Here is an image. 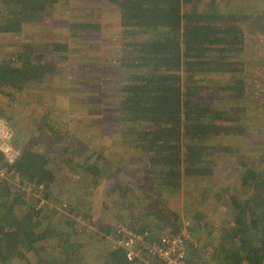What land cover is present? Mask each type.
Returning <instances> with one entry per match:
<instances>
[{
	"label": "trees",
	"instance_id": "trees-1",
	"mask_svg": "<svg viewBox=\"0 0 264 264\" xmlns=\"http://www.w3.org/2000/svg\"><path fill=\"white\" fill-rule=\"evenodd\" d=\"M59 1L62 0H0L4 9L0 10V34H18L25 24L43 21L47 7L66 10L68 6H49ZM107 1L120 12V122L124 133L138 140L136 143L144 150L146 174L155 175L151 179L154 188L146 192L140 189L141 193L150 196L157 188L179 189L185 176L210 175L209 165L222 148L208 142L218 136L245 133V127L237 124L247 108L230 116V111L214 104L224 94L233 100L244 98V80L234 77L243 72L240 54L248 37L243 28L244 21L253 18L251 8L226 14L220 12L216 0H208L204 8L197 3L183 7L184 0ZM249 6L261 5L255 1ZM86 15L72 21L71 27L82 26L95 33L97 27L79 22L89 18ZM15 45L18 50L0 60V94L9 97L27 82L40 83L53 73L52 62L45 58L39 42L26 40ZM53 50L65 52L67 44L54 43ZM226 73L232 77L223 78L222 85L217 76ZM215 87L218 93L211 97ZM8 88L10 91L5 92ZM225 101L236 106L235 102ZM44 120L47 124V118ZM40 131L48 132L44 127ZM19 152L12 164L0 154V169L5 173L0 176V264H81L68 237L76 232L74 216L79 211L72 209L68 216L63 215L62 224L56 228L50 219L52 214L46 210L48 205L38 209L36 201L25 198V190H15L16 185L29 182L43 184L48 198L55 181L52 159L27 146ZM241 163L240 190L244 195L231 198L230 227L221 228L218 245L212 250L213 257H222L221 264H260L264 259V155L257 167L247 159ZM87 170L97 176L104 169L89 166ZM14 175L19 177L16 185L11 180ZM155 212L151 220L162 213L163 223L176 217L173 210L161 204ZM148 217L151 215L146 213L137 219V229L156 234L154 222ZM63 226L71 230H62ZM106 227L111 226L106 224L101 229ZM179 228L173 226L170 231L177 232ZM201 257L193 249L190 260ZM106 259L108 264H129L120 249L110 250Z\"/></svg>",
	"mask_w": 264,
	"mask_h": 264
},
{
	"label": "rangeland",
	"instance_id": "rangeland-1",
	"mask_svg": "<svg viewBox=\"0 0 264 264\" xmlns=\"http://www.w3.org/2000/svg\"><path fill=\"white\" fill-rule=\"evenodd\" d=\"M216 1L220 12L226 14H236L242 10H237L238 6H247L238 5L239 0ZM207 2L208 0H184L183 7H191L197 3L204 8ZM49 6H77L84 12L77 11L68 16L61 8L54 11L55 8L47 7L45 21L42 23H27L18 34H0V60L7 59L11 52L17 51L18 46L15 44L21 41L39 42L43 52L47 51V54L51 55L54 43L68 44L67 40H70V49L55 52L51 56V59H54L51 64L55 65L56 77L52 73L41 81L55 84L57 89L49 93L48 84L39 85L42 86L40 91L30 83L24 84L21 90L12 91V97L0 94V116L4 117L12 128L14 146L20 149L27 146L35 151L45 152L52 159L51 167L55 181L49 188L48 198L44 185L43 190L47 200L44 206L48 205L46 210L52 214L50 219L53 226L58 228L62 224L63 215L68 216L72 209L79 211L77 216H74L76 223L73 230L76 232L73 231V235L71 232L68 236L69 242L74 245V252L79 256L81 264H108V253L116 249L114 235L111 234L114 225L133 224L134 226L130 227L137 228V219L147 213L151 215L148 220H151L161 204L167 210H173L176 217L163 223L162 218L165 215L158 214L157 219L151 220V223L154 222L155 233L170 231L173 226L179 228L181 222L187 220L188 230L195 240L193 246L188 244V259L192 258L195 249L197 254L202 255L201 259L197 260L198 263L221 264L219 262L222 257H213L212 250L218 245L221 228L230 227L231 198L244 195L240 190V176L243 170L241 162L247 159L257 163V167L258 161L262 160L264 155V47L259 48L261 44L264 45V23L256 19V14L244 21L246 23L243 30L248 37L247 44L240 54L244 62L243 72L234 77L244 80V98L233 100L224 94L214 104L227 112L230 111V116H234L238 109L247 108L248 111L244 109L241 112L244 118L241 120L237 115L241 121L239 124L235 123L244 126L245 133L218 136V139L208 142L222 148L213 162L205 165L212 168L210 175L185 176L179 189L157 188L150 196H146L148 194L141 193L140 189L151 191L154 188L151 179L155 175L146 174L148 171L144 167V150L136 143L138 140L124 133V126L120 122V16L116 22L114 9L108 8L110 23L106 24L105 28H113L109 31L114 32L113 38L109 37L112 43H106L107 40L104 45L98 46L88 43L90 47H106V51L95 55L96 58L92 61L76 58V48L73 47L71 36L73 32L83 33L87 30L84 27H71V23L77 22L80 14L82 16L90 6L102 9L101 6L116 5L107 0H62ZM0 10L4 12L1 5ZM116 27L119 29L115 30ZM250 28L255 29L253 32H257L256 37L261 38L259 41H254ZM217 77H220L219 82L224 85L223 78L230 79L232 76L226 73ZM89 80H92L90 90L83 91L82 87ZM9 91V88L5 89V92ZM217 93L215 87L211 97H215ZM225 98L235 102L236 106L223 103L226 102ZM46 118L47 124L44 123ZM40 127H44L48 132L40 131ZM89 166L104 170L93 176L87 170ZM11 180L14 185L19 183L15 178ZM16 187L15 190L23 189V185ZM25 198L35 202L29 194ZM85 214L88 215L83 218ZM106 224L111 226L106 227L109 236L113 235L110 239L103 235L106 230L101 229ZM62 230L69 232L71 228L63 226ZM54 249L57 250L58 247ZM208 250H211L209 258L206 257Z\"/></svg>",
	"mask_w": 264,
	"mask_h": 264
},
{
	"label": "built area",
	"instance_id": "built-area-1",
	"mask_svg": "<svg viewBox=\"0 0 264 264\" xmlns=\"http://www.w3.org/2000/svg\"><path fill=\"white\" fill-rule=\"evenodd\" d=\"M13 138L14 133L9 122L0 116V154L9 164H12L18 158L21 150L14 146ZM0 174L3 176L5 174L4 170L0 169ZM14 177L19 182L18 175H14ZM23 190L35 199L36 208H41L47 204L43 184L29 182L23 184ZM188 229L189 222L187 220L181 222V227L177 232L164 230L156 234L148 229L141 231L126 224L118 223L114 225L111 234L114 235L113 242L116 249H120L125 259L130 263L200 264L197 261L188 259V244L190 243L192 246L195 244V240ZM103 235L109 239L113 237V235L109 236L108 230ZM209 255H211V250L206 252L207 258H209ZM240 264L248 263L242 261ZM260 264H264V259Z\"/></svg>",
	"mask_w": 264,
	"mask_h": 264
},
{
	"label": "crops",
	"instance_id": "crops-1",
	"mask_svg": "<svg viewBox=\"0 0 264 264\" xmlns=\"http://www.w3.org/2000/svg\"><path fill=\"white\" fill-rule=\"evenodd\" d=\"M255 1H258V4L261 5V6H254V8L252 9L251 6H249V4L251 5ZM262 2H263L262 0H239L238 5L247 4L248 6H238L237 10L243 9V7H249L252 10V15L256 14V16H257L256 19L257 20L259 19V20H261L262 23H264V10L262 8L263 7L262 5H264V2L263 3ZM101 7H102V9L100 7H98V6H90L86 10V12L84 14H82V15H86L87 14L86 17H89V18L84 19V21H79L81 23H86V21H87V22L90 23V24L89 23L88 24L91 27H97V31L95 33H91L87 29V30L84 31V33L73 32L72 35H71L73 43H74L73 47L76 48L74 51L77 53V56H76L77 59L78 58H82L83 60H86V59L90 58L91 60H93L94 59V55H97V52H96L97 50L100 53H103L104 51H106V47L103 48V49L98 47L99 49H101V50H99L98 48L88 46L87 45L88 43H92V44L95 43L97 46L100 45V44L104 45V41H106V40H107L106 43H109V44L112 43V40L109 37H112V35H114V32L109 33V31H111V29H113V28H111L109 30H107L105 28L106 24L110 23V22H108V21H110L109 16H108V8L112 7L114 9V12H113L114 14L113 15H115V14L117 15L116 22H118V20H119L120 12H119V10H118V8L116 6H101ZM83 8H84V6H83ZM61 10H63V9H61ZM54 11H56V9H54ZM77 11H79L80 13L84 12L83 9H81V8H79L77 6H68L66 8V10H65V13L68 16H70L71 14H73V13H75ZM258 13H261V14L263 13V15H258ZM80 16H81V14H80ZM43 21H45V18H44ZM43 21H41L39 23H42ZM73 26H75V25H73ZM78 27H82V26H78ZM114 29L118 30L119 27H116ZM253 30H255V29H252V31H251V34L253 36V37L252 36L251 37L254 38L255 42L259 41L261 38L256 37L257 32H253ZM53 38L55 39L57 37H53ZM54 42H56V40ZM67 43H68L67 44V50H68L71 47V41L67 40ZM263 47H264V45L261 44V46L259 48L263 49ZM52 48H53V45H52ZM43 53L45 55V58L53 63L54 59L52 60L51 56L53 55V53L55 54V51L52 50V54L51 55H48L47 51H45ZM54 67H55V65L53 64V69H54L53 75H54V77H56L55 76L56 75V72H55L56 69ZM91 81L92 80H89V81H87V83H85V85L82 87L83 91H87L88 92L90 90ZM30 83H33L35 86H37L40 91H42V89H41L42 86H39L41 84H48L49 89H47V90L49 91V93H51V92H53L54 90L57 89V88H55V84H51V83H47V82H43V83L42 82L41 83L27 82L25 85H29ZM45 90H46V88H45Z\"/></svg>",
	"mask_w": 264,
	"mask_h": 264
}]
</instances>
